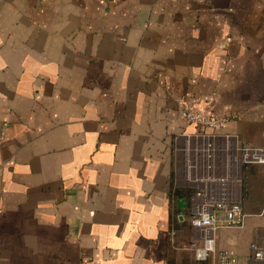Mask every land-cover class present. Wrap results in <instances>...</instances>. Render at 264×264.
<instances>
[{"label":"crops","instance_id":"crops-1","mask_svg":"<svg viewBox=\"0 0 264 264\" xmlns=\"http://www.w3.org/2000/svg\"><path fill=\"white\" fill-rule=\"evenodd\" d=\"M211 133L264 146V0H0V264H213L183 167ZM238 192L216 249L264 264L262 166Z\"/></svg>","mask_w":264,"mask_h":264},{"label":"built area","instance_id":"built-area-1","mask_svg":"<svg viewBox=\"0 0 264 264\" xmlns=\"http://www.w3.org/2000/svg\"><path fill=\"white\" fill-rule=\"evenodd\" d=\"M181 115L198 131L217 132L221 127L222 119L206 118L194 110H181ZM215 135L211 133L212 141L203 146L199 142L187 143L183 152L184 178L197 186L190 197L194 208L189 223L199 230V241H192L190 248L196 261L212 259L213 264H237L238 256L233 250L216 249L215 233L221 228L246 226L247 214L238 189L241 190L243 171L250 165L262 166L264 173V146H238L228 135L218 143ZM250 249L255 259H264V246L252 242Z\"/></svg>","mask_w":264,"mask_h":264},{"label":"water","instance_id":"water-1","mask_svg":"<svg viewBox=\"0 0 264 264\" xmlns=\"http://www.w3.org/2000/svg\"><path fill=\"white\" fill-rule=\"evenodd\" d=\"M185 203H186V199L185 198H181V199L177 200V205H178L179 208L183 209L184 206H185Z\"/></svg>","mask_w":264,"mask_h":264}]
</instances>
